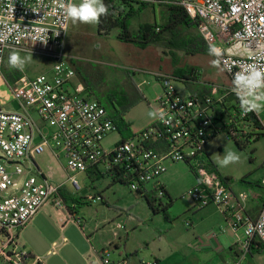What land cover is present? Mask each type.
I'll list each match as a JSON object with an SVG mask.
<instances>
[{"label":"built area","instance_id":"built-area-1","mask_svg":"<svg viewBox=\"0 0 264 264\" xmlns=\"http://www.w3.org/2000/svg\"><path fill=\"white\" fill-rule=\"evenodd\" d=\"M126 1L183 9L199 23V34L208 46L221 49V55L214 57L231 79V86L222 97L199 98L187 86V92L175 89L172 82L182 80L161 75L158 78L165 94L158 99L156 112L162 110L170 123L157 119L152 127L124 138L99 101L73 88L77 74L65 53L71 20L62 8L68 0H0V82L8 90L6 101L14 100L19 107L7 111L0 100V150L5 155L1 159L8 161L7 166L0 161V260L5 264L28 263L30 257L20 243V234L43 209L52 206L69 211L65 185L47 179L36 163L48 148L57 159L65 160L64 169L77 189L78 174L99 172L119 179L141 197L152 194L159 199L165 197L161 177L167 172V163L185 162L198 180L186 196L199 208L217 206L234 231L244 227L246 253L254 242L264 247V205L259 217L251 218L245 193L232 191L224 177L212 169L207 153L217 134L225 133L230 140L241 136L239 124H233L232 119L247 115L233 111L232 119L221 118L218 103L228 96L237 97L232 91L235 73L253 64L264 68V0ZM44 46L48 49L42 50ZM12 50L41 55L51 61L52 69L36 77L22 74L16 82H9L4 67ZM248 130L246 127L245 134ZM117 131L121 140L113 150H106L104 140ZM104 264L115 263L106 259ZM120 264L130 263L124 260Z\"/></svg>","mask_w":264,"mask_h":264},{"label":"rangeland","instance_id":"rangeland-1","mask_svg":"<svg viewBox=\"0 0 264 264\" xmlns=\"http://www.w3.org/2000/svg\"><path fill=\"white\" fill-rule=\"evenodd\" d=\"M134 7L140 5L134 4ZM168 10L160 5L147 6L133 18V30L145 23L155 30L160 28V32L153 35L156 42L146 49L120 41L121 30L117 28L105 34L100 32L99 24L70 25L65 53L77 74L72 80L73 88L85 97L99 101L117 124L123 119L130 126L131 135L143 132L156 122L157 119L148 113L156 111L158 99L165 94L158 78L161 75H178L193 69L205 95L217 98L231 86V79L220 63H212L217 59L194 48L200 39L195 27L187 28L177 23L172 32L168 30ZM19 53L22 57H31L24 70H18L22 74L36 77L52 69L51 61L41 55ZM4 77L7 78L5 67ZM172 84L179 92H187L184 83L173 81ZM1 102L7 111L19 109L14 100ZM255 113L264 121V108ZM121 138L118 131L112 133L104 140V148L113 150ZM51 146L55 147V143L52 142ZM227 151L236 152L240 160L221 167L217 160ZM207 153L221 175L230 178L232 186L243 190L247 198L253 189L258 188L253 185L258 186L264 177V135L252 137L248 144L239 147L227 134L219 133L209 142ZM2 157L5 155L0 150V161L7 166L8 161ZM36 163L47 179L56 185H65L66 207L75 212V218L68 214L72 223L65 226L57 209L52 206L43 209L20 234L25 252L37 258L36 263L29 259L27 264H39V261L44 264H104L106 259L120 264L129 260L128 251L139 256L135 260L132 258L134 262L131 264H155L154 255L159 249L168 252L170 245L192 230L191 220H199L195 215V201L186 196L198 181L185 162H168L167 172L161 177L172 198L171 201L168 196L156 197L158 204L167 208L166 213H155L134 189L115 183L109 177L92 181L87 174H78L80 188L77 189L64 169L65 160L57 159L50 148L36 158ZM13 168L10 166V171ZM78 219L80 224L75 222ZM223 225V228L214 227L215 231L223 234L228 226L227 236L231 237L234 246H242L247 238L245 228L234 231L228 223ZM119 239L122 241L118 251L115 245L102 246L109 240L119 243ZM241 251L237 248L230 254L237 264H264V250L254 256L246 253L243 247ZM211 254L215 256V253ZM175 261L168 260L169 263ZM0 264H5L4 260H0Z\"/></svg>","mask_w":264,"mask_h":264},{"label":"trees","instance_id":"trees-1","mask_svg":"<svg viewBox=\"0 0 264 264\" xmlns=\"http://www.w3.org/2000/svg\"><path fill=\"white\" fill-rule=\"evenodd\" d=\"M104 3L109 8V14L107 16H102L100 18L99 24V30L101 33H109L110 31L114 29H120L121 33L119 35V39L122 42L125 43H132L142 49H146L148 46L152 45L156 42L154 34L160 32L156 28L153 29L152 25L150 24H141L138 29L133 30L132 27V20L133 18L141 11L144 7H147L148 5L141 4L139 8H135L134 4L126 1V0H104ZM129 7L128 10H126V7ZM168 14L170 17V26H168V30L172 32L174 30V24H184L187 28L195 27L197 29V33H199V23L195 20H192L183 9L179 7H170L168 10ZM200 39L197 40L198 45L194 47L196 50L208 54V44L206 41L198 34ZM7 60L6 58V65H5V72L6 76L9 80V82H16L21 76L22 73L19 72L17 69H11L7 66ZM173 76L179 80H182L188 88L191 86L199 87V79L197 74L193 69H191L189 72L176 74L174 73ZM198 91L192 92L194 96H197L199 98H205L206 95H204V92ZM231 102V103H230ZM232 102H235V104H232ZM220 105V108L218 110L219 116L221 118H233V111H236L237 113H241V105L239 98L235 96H228L223 103H218ZM233 124H239L238 125V131L241 133V136L239 135L237 138H234V141L238 144L239 147H243L245 144H248L252 137L259 138L260 135H264V121L257 116L255 112H249L247 116L245 117H238L237 120L232 119ZM241 123V124H240ZM120 127V131L124 138H128L131 136L132 131L130 129V126L122 119V123L118 124ZM239 126L242 128L239 130ZM246 127H249V132H246ZM210 163L212 166V169L218 173H220L218 167L216 164L211 160ZM192 173L195 175L194 171L191 170ZM221 174V173H220ZM88 177L92 180H98L103 177H109L108 175H103L101 173H90ZM113 180L115 183H123L117 178L109 177ZM225 179V178H224ZM226 180V179H225ZM227 182V180H226ZM164 194L165 197L168 196L170 200L172 201L171 197L169 196L167 187H164ZM65 201L68 199L67 196H64ZM143 198L148 202L149 206L153 209L155 213H158L160 211H164L166 213L167 208H164L162 204H158V200L154 195L147 194L143 196ZM73 212V210H70Z\"/></svg>","mask_w":264,"mask_h":264},{"label":"crops","instance_id":"crops-1","mask_svg":"<svg viewBox=\"0 0 264 264\" xmlns=\"http://www.w3.org/2000/svg\"><path fill=\"white\" fill-rule=\"evenodd\" d=\"M72 23V21H71ZM9 54L7 55V57ZM174 73H172L173 75ZM197 89L202 91L200 86L197 88L194 85L188 88V90L192 92L198 91ZM205 95V92H204ZM207 96V95H206ZM9 97L8 90L4 85V82H0V100L5 102L6 99ZM227 180L228 185L232 189V191L239 195L243 193V190H240L236 186H232V180L230 178H225ZM198 181V180H197ZM165 185V184H164ZM166 186V185H165ZM253 189L249 193V198L246 202V211L247 214L254 219H257L261 213L262 207L264 205V187L262 185V180L260 181L258 186H254ZM262 190V191H261ZM239 192V194H238ZM171 197V195L169 194ZM172 199V198H171ZM196 207V206H195ZM55 208V207H54ZM57 209V208H55ZM58 215L61 219V222L64 225H68L72 223V221L68 218V214L74 217L75 212L72 211H60L58 210ZM195 212L199 220L195 222L191 220L192 223V230L186 232V236L183 239H178L177 242H174L172 245L169 246L168 252H164L162 249H159L158 254H155V264H237L236 259H234L233 253L234 250L238 248L239 251L242 250L243 246L236 245L234 246V242L231 241V237L227 236L226 231L230 228L227 226L223 234L220 232L217 233L214 227L223 228V223H228V218L215 205L208 206L206 208H195ZM194 212V213H195ZM75 218V217H74ZM229 224V223H228ZM66 229V227H63ZM130 238V235L127 234V239ZM119 243H115L112 240L106 241L102 245L103 247L107 244L115 245L116 250L118 251L121 247V239H119ZM264 250V247L259 242H254L250 254L252 256L261 253ZM242 252V251H241ZM211 253H215L212 255ZM128 259L127 260L130 264L135 260V257H139L137 253L128 251ZM30 260L35 261L37 258L32 253L29 256ZM133 258V259H132ZM175 259L176 261L173 263H169L168 260ZM134 262V261H133ZM36 263V261H35ZM39 264H44L41 261L38 262ZM137 263V262H136ZM48 264V263H45Z\"/></svg>","mask_w":264,"mask_h":264},{"label":"clouds","instance_id":"clouds-1","mask_svg":"<svg viewBox=\"0 0 264 264\" xmlns=\"http://www.w3.org/2000/svg\"><path fill=\"white\" fill-rule=\"evenodd\" d=\"M63 14L69 18L73 24H98L102 16L109 14L108 6L103 0H80V3H73L68 0L62 5ZM209 55L219 57L221 49L210 45L208 48ZM31 57H22L19 51L12 50L9 53L7 66L11 69L23 71L25 64ZM214 65L219 64V60L212 62ZM264 68L253 64L244 70L235 73L233 78L232 91L240 100L241 110L244 115L249 112H259L264 108ZM153 119H159L161 122L168 124L169 120L165 119V113L150 111L148 113ZM240 156L233 151H227L217 163L221 167L239 162Z\"/></svg>","mask_w":264,"mask_h":264}]
</instances>
